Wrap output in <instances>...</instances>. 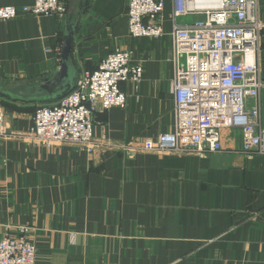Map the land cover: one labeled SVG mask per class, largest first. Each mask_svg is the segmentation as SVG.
Masks as SVG:
<instances>
[{
	"label": "crops",
	"instance_id": "0c3cea01",
	"mask_svg": "<svg viewBox=\"0 0 264 264\" xmlns=\"http://www.w3.org/2000/svg\"><path fill=\"white\" fill-rule=\"evenodd\" d=\"M66 1L79 17L76 80L117 49L130 50L132 63L145 70L137 88L121 86L125 109L95 113V140L131 143L172 132V1L165 0L161 39L129 36L130 0ZM34 3L0 0V7ZM64 24L51 16L1 21L0 86L34 91L52 78L61 66ZM261 68L264 76V37ZM61 98L25 102L0 95V239L28 228L36 264H264V156L240 153L239 134L226 131L223 151L206 156L150 152L136 159L114 148L89 155L79 145L48 149L32 142L26 136L35 110ZM262 118L264 126V107Z\"/></svg>",
	"mask_w": 264,
	"mask_h": 264
},
{
	"label": "built area",
	"instance_id": "2783aa9c",
	"mask_svg": "<svg viewBox=\"0 0 264 264\" xmlns=\"http://www.w3.org/2000/svg\"><path fill=\"white\" fill-rule=\"evenodd\" d=\"M174 76L171 80L174 130L155 139L112 143L94 137L95 113L125 109L124 83L137 88L144 79L142 64L132 63L130 50L117 49L95 71H83L74 89L52 105L34 112V128L26 136L51 149L62 144L83 147L89 155L96 148H114L128 159L142 153L206 156L224 149L226 131L241 137L239 152L264 156L261 68L264 21L260 0H171ZM165 0H130L128 32L132 38L161 39L167 35L163 14ZM66 0H35L30 6L0 7V22L20 17L67 19ZM202 20L179 24L180 18ZM5 113L0 108V139L5 136ZM0 239V264H36L37 248L26 237Z\"/></svg>",
	"mask_w": 264,
	"mask_h": 264
},
{
	"label": "water",
	"instance_id": "95a60500",
	"mask_svg": "<svg viewBox=\"0 0 264 264\" xmlns=\"http://www.w3.org/2000/svg\"><path fill=\"white\" fill-rule=\"evenodd\" d=\"M76 8L74 3L68 6L62 38L61 66L54 76L35 85L34 91H32L33 87L22 84L14 88L0 86V95L16 101L46 102L67 95L75 87L78 72L72 62V53L76 31L79 26Z\"/></svg>",
	"mask_w": 264,
	"mask_h": 264
},
{
	"label": "trees",
	"instance_id": "16d2710c",
	"mask_svg": "<svg viewBox=\"0 0 264 264\" xmlns=\"http://www.w3.org/2000/svg\"><path fill=\"white\" fill-rule=\"evenodd\" d=\"M86 6H88V4Z\"/></svg>",
	"mask_w": 264,
	"mask_h": 264
}]
</instances>
